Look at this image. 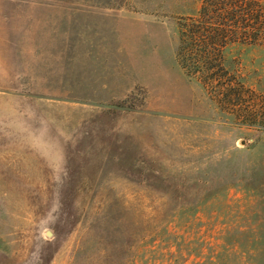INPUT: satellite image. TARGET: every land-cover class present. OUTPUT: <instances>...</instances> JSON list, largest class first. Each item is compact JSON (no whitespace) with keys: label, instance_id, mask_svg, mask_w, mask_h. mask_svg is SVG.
<instances>
[{"label":"rangeland","instance_id":"374dc122","mask_svg":"<svg viewBox=\"0 0 264 264\" xmlns=\"http://www.w3.org/2000/svg\"><path fill=\"white\" fill-rule=\"evenodd\" d=\"M202 0H0V264H264V127L181 65ZM224 63L264 92V44Z\"/></svg>","mask_w":264,"mask_h":264},{"label":"trees","instance_id":"16d2710c","mask_svg":"<svg viewBox=\"0 0 264 264\" xmlns=\"http://www.w3.org/2000/svg\"><path fill=\"white\" fill-rule=\"evenodd\" d=\"M179 35L177 55L186 71L237 120L264 127V92L224 63L231 42L264 44V0H202L197 13L180 17Z\"/></svg>","mask_w":264,"mask_h":264}]
</instances>
